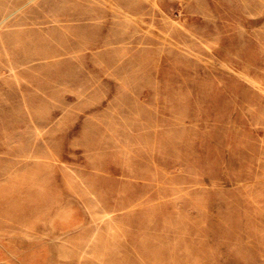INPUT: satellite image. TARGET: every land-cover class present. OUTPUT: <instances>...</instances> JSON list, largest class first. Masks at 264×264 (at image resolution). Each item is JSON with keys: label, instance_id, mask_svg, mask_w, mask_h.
Returning <instances> with one entry per match:
<instances>
[{"label": "rangeland", "instance_id": "1", "mask_svg": "<svg viewBox=\"0 0 264 264\" xmlns=\"http://www.w3.org/2000/svg\"><path fill=\"white\" fill-rule=\"evenodd\" d=\"M0 264H264V0H0Z\"/></svg>", "mask_w": 264, "mask_h": 264}]
</instances>
